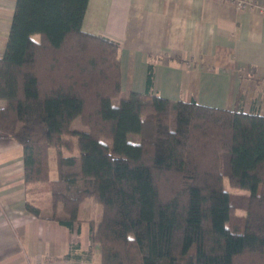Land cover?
<instances>
[{"label": "trees", "instance_id": "1", "mask_svg": "<svg viewBox=\"0 0 264 264\" xmlns=\"http://www.w3.org/2000/svg\"><path fill=\"white\" fill-rule=\"evenodd\" d=\"M87 4L15 1L0 131L22 145L28 187L47 184L50 217L67 226L86 197L100 204L90 228L99 264H264V115L240 100L223 108L154 94L152 62L145 91L113 104L120 46L82 28ZM76 117L87 130L71 127ZM225 177L249 191L240 228L227 224L237 204Z\"/></svg>", "mask_w": 264, "mask_h": 264}, {"label": "crops", "instance_id": "2", "mask_svg": "<svg viewBox=\"0 0 264 264\" xmlns=\"http://www.w3.org/2000/svg\"><path fill=\"white\" fill-rule=\"evenodd\" d=\"M15 1L0 0V56ZM82 28L118 41L121 91L144 92L152 62L154 94L223 108L240 100L264 115V12L228 0H88ZM49 166L53 179L56 159ZM51 212L47 184L28 187L22 145L0 131V264H99L96 219L67 226Z\"/></svg>", "mask_w": 264, "mask_h": 264}, {"label": "rangeland", "instance_id": "3", "mask_svg": "<svg viewBox=\"0 0 264 264\" xmlns=\"http://www.w3.org/2000/svg\"><path fill=\"white\" fill-rule=\"evenodd\" d=\"M128 94L129 92L125 90L121 91L120 96L112 99V103L118 104L119 99L127 97ZM0 103H3V101L0 100ZM71 127L73 129L87 130V126L81 122L80 117H76L72 120ZM128 138L129 140L134 141V142L139 141V135L135 133H129ZM64 152L67 153L66 150ZM55 159H56L55 149L50 148L49 164H50V161L53 162ZM223 184H224V187L230 192L232 197L235 199V202L237 204L236 209L234 210L233 215L231 217V220L227 224L230 228H240L242 225V218L245 215L244 204L246 202V198H247V195L249 194V191L247 189L232 185L229 182V179L227 177L224 178ZM45 202H46L45 199L41 200L42 206L45 204ZM100 215H101V206L93 197H87L84 199V201L80 203V206L78 209L79 217L87 218L88 216H90V217L95 218L96 221H98L100 218Z\"/></svg>", "mask_w": 264, "mask_h": 264}, {"label": "built area", "instance_id": "4", "mask_svg": "<svg viewBox=\"0 0 264 264\" xmlns=\"http://www.w3.org/2000/svg\"><path fill=\"white\" fill-rule=\"evenodd\" d=\"M233 3L238 10L257 9L259 12H264V4H258L253 0H228Z\"/></svg>", "mask_w": 264, "mask_h": 264}]
</instances>
